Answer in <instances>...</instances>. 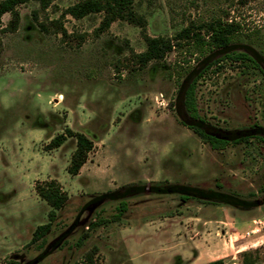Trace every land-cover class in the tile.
Returning a JSON list of instances; mask_svg holds the SVG:
<instances>
[{"label": "rangeland", "instance_id": "obj_1", "mask_svg": "<svg viewBox=\"0 0 264 264\" xmlns=\"http://www.w3.org/2000/svg\"><path fill=\"white\" fill-rule=\"evenodd\" d=\"M80 1L18 5L15 31L1 17L0 264H205L213 241V259L242 264L236 251L264 230V0H134L144 26L118 20L105 30L102 13L66 14ZM213 20L239 23L241 40L199 60L182 42L143 69L128 61L145 35L174 43L191 23ZM238 52L261 71L226 58ZM193 79L199 116L223 137L248 139L214 150L183 125L179 91ZM67 128L93 142L76 176L66 171L74 138L47 149ZM50 179L68 200L32 241L50 210L34 187ZM187 187L248 204L184 196ZM255 247L244 251L264 264V243Z\"/></svg>", "mask_w": 264, "mask_h": 264}, {"label": "trees", "instance_id": "obj_2", "mask_svg": "<svg viewBox=\"0 0 264 264\" xmlns=\"http://www.w3.org/2000/svg\"><path fill=\"white\" fill-rule=\"evenodd\" d=\"M29 0H2L0 2V25L1 17L4 14L10 15L8 25L3 31H15L19 23V12L17 6L26 3ZM38 1L42 8H47L52 0H34ZM102 13V20L100 23V29H108L111 23L123 20L132 23L137 26H144V19L139 16L134 7V0H82L66 9V14L74 19H81L90 14ZM43 29V25L40 24ZM195 27L192 23L187 27L181 29L174 38V43L167 37H149L144 36L145 50L140 53L132 52L129 57V63L138 69L145 68L150 62H162L165 57L172 52V50H179L184 43L187 48L186 52L189 56L195 55L196 59L205 57L208 53H212L216 50L224 49L229 45L239 42L241 40L242 31L239 23L235 21L227 22L223 20H213L209 23H204ZM62 34L66 32L62 29ZM183 42V43H182ZM226 58L233 62H240L246 67H251L261 71L257 62L246 53H234L226 55ZM187 64L188 59H184ZM185 73V72H184ZM182 72L178 75L182 76ZM179 96L181 98L180 107L182 111L187 114L191 120L187 123L183 120V125L191 129L200 139L208 143L214 150L225 148L228 144H237L242 140L248 139V136H240L233 139H228L219 134L213 127H211L204 119H202L197 111L196 106V79L191 82L181 85ZM181 117L182 113L179 112ZM68 138L75 139V149L70 156L69 163L66 171L71 176L78 175L81 167L88 159L89 153L93 149V142L88 139L84 134L74 132L67 128L64 133L56 135L51 139L47 145V149H56L61 146ZM137 188V187H134ZM35 192L37 196L43 200L49 207L48 221L45 225H40L36 228L32 241H36L44 237L49 229L50 223L56 218V212L59 211L67 202L68 196L62 190L61 185L54 179L40 181L35 184ZM158 192H170L168 189L155 187ZM131 187L124 189L123 195L130 193ZM181 193L184 196H194L195 193L211 200L212 202H220L230 206H238L239 204H248L246 201L233 200L234 196L231 194L210 191L205 192L196 188H183ZM109 198L108 195L101 196L100 199ZM186 199V197H183ZM120 212L123 211L124 204L121 203ZM243 263L242 264H254L257 261V257L252 256L249 251H243ZM205 264H225L223 259H217Z\"/></svg>", "mask_w": 264, "mask_h": 264}, {"label": "crops", "instance_id": "obj_3", "mask_svg": "<svg viewBox=\"0 0 264 264\" xmlns=\"http://www.w3.org/2000/svg\"><path fill=\"white\" fill-rule=\"evenodd\" d=\"M259 221H263L264 222V216L262 217V219H258ZM252 221H255L254 219L252 220ZM221 223H223V225L224 226H226V224H229V223H225V222H222V221H220ZM241 223H243V222H241ZM235 229V228H234ZM235 230H237V229H235ZM227 231L229 232V228L227 229ZM254 233V235H253V240H248V242H246V243H248V244H250V246H248V247H243V245H242V248L241 249H239V250H237L236 252H239V253H241V252H243L244 250H245V248H248V249H253V248H256L255 246H257V244H263L264 243V230L262 231L261 229H256L255 231H253ZM212 238H214V237H212ZM235 242H237V239H235L234 241H232V246L233 245H238V244H236ZM241 244V243H240ZM239 244V245H240ZM214 241L211 243V246H206V249H203L202 248V257L203 258H206L207 260H208V262H210V261H213V260H215V259H213L212 258V252H213V248H214ZM245 245V244H244ZM241 250H243V251H241ZM205 251V252H204ZM229 254H226L225 256H228ZM259 262H255L254 264H258ZM226 264V263H225Z\"/></svg>", "mask_w": 264, "mask_h": 264}]
</instances>
